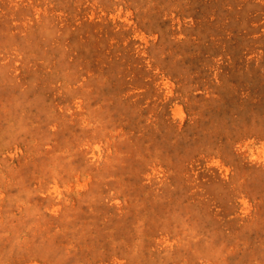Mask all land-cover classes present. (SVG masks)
I'll return each instance as SVG.
<instances>
[{"label":"rangeland","instance_id":"374dc122","mask_svg":"<svg viewBox=\"0 0 264 264\" xmlns=\"http://www.w3.org/2000/svg\"><path fill=\"white\" fill-rule=\"evenodd\" d=\"M0 264H264V0H0Z\"/></svg>","mask_w":264,"mask_h":264}]
</instances>
